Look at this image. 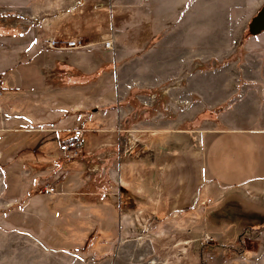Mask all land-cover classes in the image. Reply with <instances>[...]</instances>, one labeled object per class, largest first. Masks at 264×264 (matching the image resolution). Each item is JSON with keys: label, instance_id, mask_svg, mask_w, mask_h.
Listing matches in <instances>:
<instances>
[{"label": "rangeland", "instance_id": "374dc122", "mask_svg": "<svg viewBox=\"0 0 264 264\" xmlns=\"http://www.w3.org/2000/svg\"><path fill=\"white\" fill-rule=\"evenodd\" d=\"M263 5L264 0H0V44L24 36L35 50H44L49 29L65 27L84 33L88 42L111 37V50L100 45L74 51L65 72L72 82L90 83L103 73L106 103L116 100L120 108V151L140 148L133 159L144 170L140 136L180 131L197 138L205 131L264 128V33L248 34ZM83 52L88 58L80 62ZM79 63L90 70L87 75L78 72ZM6 89V100L24 95ZM66 122L67 129L75 126L72 118ZM242 132L227 133L233 136H225L231 138L225 146L234 153L228 151V165L217 168L207 164L215 152L207 146L211 137H200L202 170L207 164V173L219 171L220 180L230 167L254 173L250 152L245 170L235 153L249 136ZM60 139L25 135L0 156V264H264V201L256 190L244 192L241 178L202 188L175 217L160 214L145 223L131 218V234L122 236L126 196L119 195L115 171L120 165L127 171L129 154L105 156L104 166L96 159L86 172L84 164L63 158L64 168L82 175L58 184L61 196H45L41 190L52 186L49 166ZM24 153L34 159H23ZM28 161L46 168L22 173Z\"/></svg>", "mask_w": 264, "mask_h": 264}, {"label": "crops", "instance_id": "0c3cea01", "mask_svg": "<svg viewBox=\"0 0 264 264\" xmlns=\"http://www.w3.org/2000/svg\"><path fill=\"white\" fill-rule=\"evenodd\" d=\"M65 16L66 18L69 16L68 12L61 14V17L65 18ZM48 32L50 34L47 35L46 40L55 39L65 42L78 38L84 45L83 49L101 45V49L106 51L103 46V41L106 39L88 42L84 33L80 34L69 27L52 31L49 29ZM34 50L32 42L26 41L24 36L15 43L6 40L0 44V91L4 92V97H0V156L3 157L5 150L12 142L25 135L41 138L54 135L61 138L60 148L63 143L73 139L74 131L77 130L83 132V147L81 157L76 161L85 165V172L87 166L94 164L96 159L104 166L105 156L115 158L118 152V155L129 154V158L133 161H127L129 164L127 171L125 172L126 168L121 165L119 170L115 171L116 176H120L119 195L126 196L124 210L120 211L119 216V230L122 236L131 234L128 233L129 228L126 225L129 219L134 218L137 222L141 220L145 223L161 219L160 214H164V217L170 215L175 217L181 213V210L188 209L192 205V198L195 194H200L202 188H214L215 181H219L221 185H230L237 182L235 178H241L239 184L242 190L252 194L256 190L264 201V145H262L264 144V128L205 131L197 136L198 139L194 134L188 132V135H184L180 131H157L151 135L140 136L138 139L141 137L144 139V144L140 146L143 147L141 149L145 162V169L140 170L138 161L133 159L138 156L140 148L133 150L134 147L130 146L126 151L123 152V149L120 151L121 146L124 145L119 125L120 108L116 100L106 103L103 73L100 76L97 74L92 83L87 79H77L79 81L72 82L68 79L70 75L65 70L73 66L69 58L74 51H45V47L44 50H38V48L36 49L38 51L34 52ZM86 54V52L78 54L81 57L80 62L88 58ZM77 65L76 67H80L77 68L78 72L85 75L90 72L89 69L83 68V63ZM100 84L101 89H99ZM6 87L14 90V93H24L23 97L15 99L12 94L11 99L6 100L8 98ZM83 91L87 93L81 94ZM72 97H76L75 101ZM67 98L71 99L70 102H67ZM66 102L69 104L67 108L64 106ZM71 118L75 126L67 129L70 127H67L66 120L69 121ZM232 131H245L249 135L244 146L235 148V153L242 155L240 165L244 166L243 170H245L248 162L244 157H248L249 151L250 165H252L250 167H255L256 171L244 175L241 171H234L230 169L233 167H230L224 179L220 180L219 171L207 173V164L209 168L228 165V161L223 157L228 154V151L233 150L225 146L231 139L225 136H233L227 134ZM206 136L211 137L210 141L206 140L208 148L214 147L215 152L208 159L204 171L199 138L202 137L205 140ZM85 139L88 140L87 145H85ZM261 145L262 149H259ZM59 148L56 152L57 158L52 160L49 166L51 182H48L55 188L54 195L57 196L63 194L57 191V185L67 181L66 177L82 175L74 168H64L66 161ZM23 156H25L23 159H34L31 158L32 155L25 153ZM230 161H236L234 156ZM38 164L26 162L22 173L46 168L43 166L37 168ZM204 202L205 200L200 204ZM120 206L123 207V204L121 203Z\"/></svg>", "mask_w": 264, "mask_h": 264}, {"label": "built area", "instance_id": "2783aa9c", "mask_svg": "<svg viewBox=\"0 0 264 264\" xmlns=\"http://www.w3.org/2000/svg\"><path fill=\"white\" fill-rule=\"evenodd\" d=\"M103 46L106 50L112 49V39L103 42ZM84 48V45L78 38H73L65 42L58 41L55 39H48L45 43V50L47 51H77ZM0 96L4 97V92H0ZM129 144L133 145L132 142L128 141ZM83 147V132L81 130L74 131V137L72 140L63 143L59 151L62 153L65 160L79 159L81 157V150ZM41 194L45 196L54 195L55 188L50 185H44L41 190Z\"/></svg>", "mask_w": 264, "mask_h": 264}, {"label": "water", "instance_id": "95a60500", "mask_svg": "<svg viewBox=\"0 0 264 264\" xmlns=\"http://www.w3.org/2000/svg\"><path fill=\"white\" fill-rule=\"evenodd\" d=\"M264 33V5L248 24V34L250 37H258Z\"/></svg>", "mask_w": 264, "mask_h": 264}, {"label": "trees", "instance_id": "16d2710c", "mask_svg": "<svg viewBox=\"0 0 264 264\" xmlns=\"http://www.w3.org/2000/svg\"><path fill=\"white\" fill-rule=\"evenodd\" d=\"M257 234L259 235V231H257ZM93 236H89V239H88V241H86V243L84 244V247L82 248V250L84 251V250H86L87 249V247L89 246V240H91L90 238H92Z\"/></svg>", "mask_w": 264, "mask_h": 264}, {"label": "bare ground", "instance_id": "6f19581e", "mask_svg": "<svg viewBox=\"0 0 264 264\" xmlns=\"http://www.w3.org/2000/svg\"><path fill=\"white\" fill-rule=\"evenodd\" d=\"M112 47H113V43H112Z\"/></svg>", "mask_w": 264, "mask_h": 264}]
</instances>
